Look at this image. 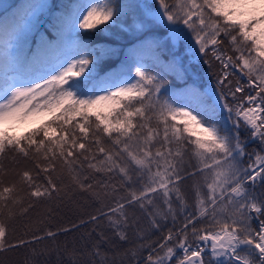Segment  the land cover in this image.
Wrapping results in <instances>:
<instances>
[{
  "label": "snow or ice",
  "instance_id": "6c2138e0",
  "mask_svg": "<svg viewBox=\"0 0 264 264\" xmlns=\"http://www.w3.org/2000/svg\"><path fill=\"white\" fill-rule=\"evenodd\" d=\"M57 8L53 28L61 41L78 29L93 30L84 35L96 36L131 20L136 38L150 45L160 46L164 37L157 39L156 34L161 27L176 41L191 38L199 54L211 51L221 71L208 93L195 89L177 93L164 79L163 69L157 72L139 63L131 78L101 77L93 88H82L84 81L97 75L101 57L90 45L74 42L47 79L4 80L0 156L12 153L13 158L31 159L36 176L46 174L47 186L41 191L29 170L17 173L19 183L31 190L26 195L50 198L58 192L52 176L58 168L67 170L74 185L85 192L95 187L83 175L86 168L118 176L119 185H100L103 195L111 193L112 203L88 222L106 218L121 241L128 240L127 229H135L141 243L125 253L129 264H141L140 251H147L143 264H171L173 259L177 264H264V193L255 192L257 186L264 187V0L45 2L22 5L14 17L39 23L38 12L53 13ZM221 37L235 56L219 49ZM18 39L26 42L27 37L21 34ZM16 58L26 59L23 44ZM181 61L174 57L167 67L183 79ZM204 63L211 66L209 60ZM235 70L245 82L240 78L233 82ZM229 98L239 102L230 103ZM223 112L231 126L221 125ZM242 130L259 142V151H246ZM102 137L111 143L105 146ZM191 178L197 179L189 203L181 185ZM122 189L128 194L116 195ZM24 191L16 182L7 186L0 182V208H8L11 216L10 205L22 204ZM130 209L141 213L146 227L139 226L140 218L130 215ZM169 220L173 227L162 239L148 240ZM6 236L7 226L0 221V252L29 243L23 239L7 243ZM99 236L105 239L103 233ZM178 250L183 253L180 257ZM92 255L107 264L99 245Z\"/></svg>",
  "mask_w": 264,
  "mask_h": 264
},
{
  "label": "trees",
  "instance_id": "16d2710c",
  "mask_svg": "<svg viewBox=\"0 0 264 264\" xmlns=\"http://www.w3.org/2000/svg\"><path fill=\"white\" fill-rule=\"evenodd\" d=\"M87 1L10 0L8 5L0 10V83H3L4 80L9 82L7 75L11 73H21L24 69L33 68L44 60L51 59L56 55H64L69 49L74 48V42H80L90 45L95 49L94 54L101 57L98 61L97 75L94 79L84 81L81 85L82 88H93L95 81L101 77L117 76V78H122L134 76L137 63L149 66L150 70L157 72L163 69L166 72L164 79L172 90L177 93L182 94L189 89L198 90L200 93H208L210 91L206 90L205 86L215 87L216 75L221 71V65L211 58L210 53L207 56L201 55L195 61H189L190 59H187L188 62L184 61L185 56H192L195 52L194 47L191 44L189 45L191 38L187 42L176 41L171 38L167 28L161 27L156 34L157 39L161 36L164 37L160 40L159 47L137 39L138 33L130 26L131 20L96 36L84 35L85 32L93 30L78 29L74 36L66 37L61 41L57 36V30L53 28V24L56 23L54 17L60 11L59 8L53 13L38 12L39 23L30 24L27 30L21 29L25 19L21 20L14 17L21 6L26 4L45 2L49 4L55 2L57 5L80 4L87 3ZM122 2H127V0H122ZM139 2L153 4L154 0H139ZM167 2L174 4L175 0H167ZM21 34L26 35V42L18 39ZM221 38L224 42L218 46L219 49L225 51L228 55L235 56L236 53L231 50L232 46L227 42V39ZM13 39L18 41V45L14 50L6 46ZM21 44H23V54L26 57L22 62L16 58V50ZM174 57L182 58L183 79L178 78L167 67ZM203 59L209 60L211 66L203 63ZM237 78H240L242 83L246 80L239 72L231 77L233 82ZM75 79L79 80L81 78L76 77ZM240 95L238 93L237 97L239 98ZM229 102L235 104L239 102V99L233 101L229 98ZM227 115V112L222 113L220 117L221 125L228 123L231 126V122L227 120ZM153 127H155V120H153ZM21 130L17 129V131ZM246 138L247 152L260 150L259 142L252 141L250 134L242 130L241 139L245 140ZM102 139L105 141V146L111 143L106 137H102ZM185 160H188L187 155ZM192 163H195V161L193 160ZM243 163L244 165L248 163L247 157L244 158ZM22 170L31 172L34 182L41 185V191L47 186L46 174L41 173L37 177L36 172L38 170L34 168L31 159H25L21 156L13 158L12 153L0 156V182L4 186L16 182L18 187L25 190L20 193L23 203L15 206L10 205L13 213L11 216L8 214V208H0V221L7 226L5 240L7 243H15L21 239L29 242L24 246L9 248L7 251L0 252V264H100V257L92 255L96 245H99L100 252L107 257V264H111L113 260H115V264H121V262L129 264L128 255H125V253L141 243L135 238V229H127L128 240L121 241L115 236L106 218L95 223L88 222L90 216L98 215V211H106V206H110L112 203L111 193L108 196L103 195L104 189L100 185L104 183L119 185L118 176L109 177L107 174L97 173L86 168L83 175L89 178L87 183H92L95 187L92 191L85 192L74 185L67 170L58 168L57 172L52 173V176L59 191L54 192L50 198L47 196L36 198L26 195L31 190L27 189L26 185L19 183L17 173ZM196 179H187L181 185L182 192L189 203L194 198L193 184ZM97 192L101 195H94ZM255 192L257 194L264 193V187L257 186ZM127 194V189H122L116 193L119 196H126ZM76 198L86 202L87 205L74 211L66 201L68 199L75 200ZM29 205L31 207H28ZM23 208H28V211L26 213L22 212ZM129 212L134 218H140L139 226L146 227V221L139 211L133 212L130 209ZM179 220L183 222L182 217ZM199 226L197 225V227ZM172 227V221L169 220L163 224L160 231L151 232L148 235V240L155 242L162 239V236L167 234V231ZM253 227H255L254 224ZM65 229L69 230L64 231ZM49 232L54 233V236L49 237L47 235ZM100 233H103L104 240L100 239ZM33 236L41 237V239L34 241ZM180 252V250L177 251L178 257ZM138 254L141 257V264H143V257L147 255V251H140ZM174 261L176 259H173L171 264Z\"/></svg>",
  "mask_w": 264,
  "mask_h": 264
},
{
  "label": "rangeland",
  "instance_id": "374dc122",
  "mask_svg": "<svg viewBox=\"0 0 264 264\" xmlns=\"http://www.w3.org/2000/svg\"><path fill=\"white\" fill-rule=\"evenodd\" d=\"M9 2H10V0H0V10L5 8ZM87 2H89V0ZM26 25H27V27H25ZM29 25L30 24L28 23L27 19H25V21L21 25V29L27 30L29 28ZM190 41L192 43L190 42L189 45L191 44L194 47L195 52L192 56L187 55L183 58L184 61H186V62H188L187 59H190L189 61H191V60L195 61L197 58L199 59L201 57V54H199L197 46L195 45L194 41H192V40H190ZM17 45H18V41L14 40V39L11 42L6 44V46L12 50H14L15 47H17ZM209 53H210L211 58L214 59V57H212V55H211L210 50H209ZM64 55H61V56L56 55L55 57H52L51 59L44 60L41 63L36 64L33 68L24 69V71H22L21 73L15 72V73L9 74L7 76L9 83H15L18 81H32V80H35L37 83H39L40 80L37 79L38 77H43L44 79H47L48 74H55L52 72V68L57 63H59L60 60H62L64 58ZM204 60H206V59L202 60L203 63H204ZM217 63L220 64L218 61H217ZM238 72H239L238 70H235V73H238ZM131 77H133V75L132 76H125L122 78H131ZM205 88H206V90H208L210 92L212 89H214L213 87H210V85L205 86ZM97 94H101V93H97ZM66 202L68 205H70V207H72L74 209V211H77L78 208L82 209L83 207H85L87 205L86 202L82 201L79 198H76L75 200L74 199H68Z\"/></svg>",
  "mask_w": 264,
  "mask_h": 264
},
{
  "label": "water",
  "instance_id": "95a60500",
  "mask_svg": "<svg viewBox=\"0 0 264 264\" xmlns=\"http://www.w3.org/2000/svg\"><path fill=\"white\" fill-rule=\"evenodd\" d=\"M176 264H177V262H176Z\"/></svg>",
  "mask_w": 264,
  "mask_h": 264
}]
</instances>
